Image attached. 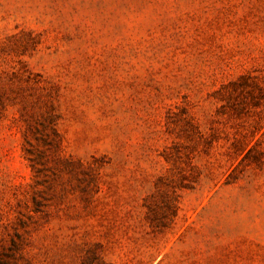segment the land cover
Wrapping results in <instances>:
<instances>
[{"label": "rangeland", "instance_id": "obj_1", "mask_svg": "<svg viewBox=\"0 0 264 264\" xmlns=\"http://www.w3.org/2000/svg\"><path fill=\"white\" fill-rule=\"evenodd\" d=\"M0 264H264V0H0Z\"/></svg>", "mask_w": 264, "mask_h": 264}]
</instances>
